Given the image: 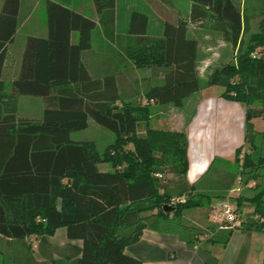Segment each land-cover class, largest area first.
I'll return each mask as SVG.
<instances>
[{
    "label": "trees",
    "instance_id": "obj_1",
    "mask_svg": "<svg viewBox=\"0 0 264 264\" xmlns=\"http://www.w3.org/2000/svg\"><path fill=\"white\" fill-rule=\"evenodd\" d=\"M92 1L96 12L104 14L100 24L112 39L115 0ZM191 2L193 27L211 24L235 51V64L214 69L203 85L223 88L222 97L245 107L244 144L234 158L239 171L230 186L238 174L246 184L260 178L264 169L253 124L254 119L264 120V10L258 30L245 40L249 16L235 0ZM18 6L19 0H5L0 66L6 44L14 38ZM46 14L48 37L27 39L21 72L12 84L15 95L42 98L43 116L38 121L17 119L14 107L0 120V254L4 240L29 242L65 228L69 239L82 241V255L72 264H141L124 250L137 243L145 229L170 232L176 221L172 219L204 206L209 216L213 202L225 196L193 193L185 182L186 135L149 126L150 105L180 108L203 86L198 41L182 21H166L161 37L147 38L145 16L134 14L132 33L137 36L126 44L124 55L135 68L150 67L159 78L139 101H125L115 77L92 79L82 63L96 22L52 1L46 2ZM73 32L78 34L75 44ZM90 121L114 136L101 155L92 142L70 138L73 132L86 130ZM139 122L146 125L145 137L136 135ZM245 144L250 151L242 154ZM98 164H108L112 170L102 172ZM165 175L172 179L164 182ZM253 188L252 196L236 199L240 212L245 205L253 208L238 229L264 233V184L255 183ZM174 198L184 200L171 203ZM210 224L216 230L207 240L226 245L232 229ZM185 238L192 249L197 245L195 238ZM199 252L202 264H216L208 253Z\"/></svg>",
    "mask_w": 264,
    "mask_h": 264
},
{
    "label": "crops",
    "instance_id": "obj_2",
    "mask_svg": "<svg viewBox=\"0 0 264 264\" xmlns=\"http://www.w3.org/2000/svg\"><path fill=\"white\" fill-rule=\"evenodd\" d=\"M47 1L58 3L96 22L91 47L82 53L81 60L92 79L115 77L121 100L139 101L159 78L150 67L135 68L124 55L126 44L137 36L132 33L134 14L145 16L147 38L161 37L166 21H182L187 23L189 36L197 39L191 32L194 29L190 23L191 0H115V34L112 39L106 37L100 24L104 14L96 12L92 0H19L14 38L6 44L5 59L0 66V120L14 107L17 119L38 121L43 116L45 104L42 98L15 95L12 84L20 75L27 39L48 37ZM4 3L5 0H0V17ZM237 3L244 12V0ZM77 39V32H73L71 42L75 44ZM222 93L223 88L219 86L203 85L180 108L150 105L151 128L183 132L187 137L185 182L194 188L193 193L225 195L234 175L232 165L237 166L235 151L244 144L245 107L225 99ZM257 120H253L254 126ZM199 210L184 214L203 224L204 216ZM32 241L36 245L33 250L29 246ZM32 241L4 240L0 264H72L82 255V241L69 239L65 228L57 229L52 236H41ZM196 244L192 249L186 244L185 237L173 232L145 229L141 239L126 247L124 252L141 264H202L199 251L212 256L216 264H262L264 258V235L238 227L232 229L226 245L211 243L203 237Z\"/></svg>",
    "mask_w": 264,
    "mask_h": 264
},
{
    "label": "rangeland",
    "instance_id": "obj_3",
    "mask_svg": "<svg viewBox=\"0 0 264 264\" xmlns=\"http://www.w3.org/2000/svg\"><path fill=\"white\" fill-rule=\"evenodd\" d=\"M180 1V0H179ZM236 3L240 0H235ZM244 13L249 16V33H247L244 37L245 40L249 37L250 33H254L258 30L259 21L261 18L260 12L264 10V0H244ZM201 26V25H199ZM192 34L198 39L199 42V55H198V72L201 84L203 85L207 77L212 73V71L222 64L225 63H233L235 64V51L232 47L225 43L222 37V34L216 30H214L209 23H205L203 27L192 29ZM261 47L256 49V52L261 51ZM264 51V49H262ZM132 73V70H130ZM132 76V75H131ZM126 101V99H124ZM254 130L257 133L256 138V147L259 149L260 154L264 157V137L262 134L264 133V120L259 119L254 126ZM137 137H145L146 136V125L143 122H139L136 128ZM73 142L77 143H86L92 142L96 148V151L101 155L105 148L112 144L114 140V136L112 133L104 128L99 127L93 122L90 123L89 127L84 131L73 132L70 136ZM126 149L131 150L132 147L128 146ZM250 151V148L247 144L244 145L243 153H247ZM98 169L102 172L112 170L111 166L108 164H98ZM237 166L232 165L231 172L236 175L237 174ZM261 177L255 180V183L262 182L264 184V169L260 170ZM171 176L165 175L164 182L171 180ZM254 188H246L243 191L242 196H252L255 194ZM253 208L249 205H245L243 211H241V222L246 219V215L252 212ZM199 213L204 216L203 224H198V222L193 221V218L186 217L187 214H184L181 219H172L176 220L172 222L170 225V232L175 233L180 237H190L198 240L201 237L210 238L213 236V233L216 230L214 226H212L208 217L205 219V216H208L207 207L204 206L200 208ZM147 214H144L145 216ZM257 219V217H255ZM196 222V223H194ZM209 226V227H207ZM213 228V229H212ZM264 235V233H262ZM4 242V241H3ZM2 242L1 250L5 248V244ZM30 249H34L32 243H30ZM223 245V244H222ZM209 246V245H208ZM205 248V247H204Z\"/></svg>",
    "mask_w": 264,
    "mask_h": 264
},
{
    "label": "built area",
    "instance_id": "obj_4",
    "mask_svg": "<svg viewBox=\"0 0 264 264\" xmlns=\"http://www.w3.org/2000/svg\"><path fill=\"white\" fill-rule=\"evenodd\" d=\"M254 186L255 182L253 180L245 184L242 176L238 174L233 184L226 191L224 198L218 200L211 206L208 216L209 222L218 226L220 229H234L239 227L242 222L240 219L241 213L238 210L236 199L242 195L246 188L249 189L253 188ZM183 200L184 199L180 200L174 198L171 200V203H176ZM31 243L33 248H35V242L32 241Z\"/></svg>",
    "mask_w": 264,
    "mask_h": 264
},
{
    "label": "water",
    "instance_id": "obj_5",
    "mask_svg": "<svg viewBox=\"0 0 264 264\" xmlns=\"http://www.w3.org/2000/svg\"><path fill=\"white\" fill-rule=\"evenodd\" d=\"M165 210H171V208L170 207H166Z\"/></svg>",
    "mask_w": 264,
    "mask_h": 264
}]
</instances>
